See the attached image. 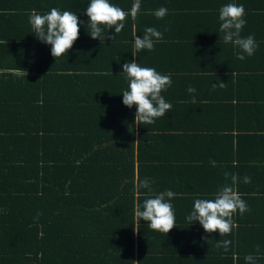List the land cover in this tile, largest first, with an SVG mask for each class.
Wrapping results in <instances>:
<instances>
[{
  "label": "trees",
  "instance_id": "trees-1",
  "mask_svg": "<svg viewBox=\"0 0 264 264\" xmlns=\"http://www.w3.org/2000/svg\"><path fill=\"white\" fill-rule=\"evenodd\" d=\"M144 1L137 18L129 16L120 33L102 26L104 35H114L100 41L89 35L84 13L90 0H0V264H247L249 254L257 257L256 264H264V163L259 155L260 161L240 168L231 165V158L218 164L223 185H232L231 175L226 178L225 173L239 177L232 186L247 205L249 187L260 194L257 204L252 201L257 214H234L236 227L230 234H209L199 222L190 224L185 218L194 199L186 192L169 201L176 217V227L169 233L154 231L143 220L134 231L135 207L143 204L148 191L137 190V177L153 182V194L165 190L180 194L183 179L179 174L174 178L180 155L173 156L172 145L179 137L197 138V133L191 137L161 125L168 121V113L151 125H137L136 106L122 103L128 85L122 65L136 57L123 43H128L132 22L148 16ZM174 1L158 0L157 5L172 13L184 33L162 40L222 52L227 61L223 69H208L215 84L226 83L225 101L209 99L207 107L180 102L177 109L207 110L205 117L217 110L225 120L235 108L241 121L254 120L250 133L227 131L222 137L210 136L209 141L254 142L257 153H264V104L259 97L243 94L250 79L258 83L264 79V36L254 37L258 47L251 57L238 60L239 49L226 44L219 31L222 6L243 5L247 25L264 16L263 4L199 0L202 4L197 5L182 0L184 5L177 10L172 9ZM134 2L110 0L125 11ZM154 2L147 0V5ZM53 7L72 11L81 21L78 39L58 58L29 24L33 10L46 14ZM245 176L250 183L243 182ZM215 193L195 198L212 199ZM217 240H230L228 251L217 248ZM196 256L199 261H193Z\"/></svg>",
  "mask_w": 264,
  "mask_h": 264
},
{
  "label": "clouds",
  "instance_id": "clouds-1",
  "mask_svg": "<svg viewBox=\"0 0 264 264\" xmlns=\"http://www.w3.org/2000/svg\"><path fill=\"white\" fill-rule=\"evenodd\" d=\"M141 0H135L130 11H125L110 0H90L85 15L88 17V28L90 37L93 40L105 39L114 34L120 33L125 27V21L130 16L135 20L139 14ZM167 15V9L159 8L154 12L157 19H162ZM245 8L243 5L228 3L219 9V20L221 21L219 31L223 33L224 42L231 43L239 49L236 54L238 60H244L245 56L251 57L258 44L253 35L247 37L241 36V31L246 24L244 19ZM81 21L72 11L61 12L53 7L46 14H38L32 11L29 17L35 36L42 42L51 46V55L58 58L66 55L68 50L73 47L74 42L79 36V25ZM112 29L114 34L111 37L104 35V27ZM167 31V29H165ZM163 33L154 27H148L144 30L142 36L134 37V48L137 52L141 50H154L156 42L162 40ZM50 71V70H49ZM122 73L128 81L127 90L122 93V103L128 108L136 106L134 123L137 125H151L157 118L164 117L172 108L169 102H166L161 95L162 91L171 86V76L159 73L153 67H142L137 62H125L122 65ZM226 83L219 82L212 85L213 88H224ZM188 93L196 92L194 87L189 86ZM192 103H195L193 96ZM215 166V161L211 162ZM231 175L232 185L239 181L235 174L225 173L227 178ZM243 182H251L249 176L243 178ZM149 178L139 180L137 177L136 188L147 189L146 198L143 204L137 203L135 207L136 223L134 231L139 230L141 220L147 222V227L161 233H169L176 227V217L173 205L169 202L177 194L172 190H165L158 194H153ZM229 184H225L215 193L214 198H196L193 203L192 211L186 216V220L192 224L199 222L205 233L218 232L221 236L230 234L236 225L233 222V215L237 211L243 215L249 211L247 203L241 198L239 192ZM142 209V210H141ZM40 213L36 219H39ZM231 244L230 240H217L216 247L228 251ZM259 252V246L256 249ZM257 257L249 254L245 257L247 264H256ZM131 264H137L132 261Z\"/></svg>",
  "mask_w": 264,
  "mask_h": 264
},
{
  "label": "crops",
  "instance_id": "crops-1",
  "mask_svg": "<svg viewBox=\"0 0 264 264\" xmlns=\"http://www.w3.org/2000/svg\"><path fill=\"white\" fill-rule=\"evenodd\" d=\"M157 1L158 0H155V5L153 3L147 5V0L143 2L148 8L144 13L148 16H146V18H140L137 23L132 22L130 38L128 37V34H126L128 37V43L125 44L124 42L123 45H125L128 51L132 50V53L136 54V57L132 58V61L137 62L142 67H153L159 73L171 76V86L162 91L161 95L166 102H169L171 105L173 104V110L170 109L171 111L169 110L168 112V121L160 124L169 127L168 130L182 134L184 133L183 135H191V137L197 133L196 140L193 138L190 141L188 137H186V139L185 137H179V141L173 142L171 149V152L174 151L175 153L173 156L180 155L179 159L175 160L176 164L179 165L176 166V175L174 174V178L178 179L179 174L180 178L183 179L181 186L184 188V191L177 195L183 196L186 192V197L195 200V196L205 197L210 191L216 190L217 192L219 188L223 186L224 175L222 169H219L218 164L221 163L224 165L226 158H231V165L239 167L246 163L252 164L260 161L258 160L259 157L257 155L260 156L261 162L264 163V153H257V148L254 142L246 143L245 141L241 142L239 140L238 144L234 141V144L231 145L230 143L223 144L220 141L221 139L214 141L213 143L209 141V139H211L210 136L213 137L214 135H217L222 137L225 136L226 133H229L227 131H230L232 135H241L242 129H246L244 133H250L249 127L252 126L254 120H252L253 122L245 121L244 119L241 121V116L236 115L238 110L235 108L233 109L234 113L232 116H230V114L228 116L225 115V120H222L224 116L222 118L220 115L218 116L217 110H210V116L207 115V117H205L204 115H206L207 110H196L195 112H192L186 111L188 109L185 108L181 110L177 109V103H192L193 96L195 97L194 105H205V107H207L206 104L208 105L209 99H214V101H216V99H222L225 101L226 89L212 87L216 82H214L212 78L209 79V77H211L209 75L211 72H209L208 69H210V67H213L215 70L217 68L223 69L224 65L227 64L224 63L227 61L222 52H220L221 54L219 55L217 53H209L206 50H201V47H195L190 44H170L172 42L169 39H173L178 34L182 33L181 24L179 25L176 23L177 20H175L171 12L167 13L162 19H157L155 16L153 17L154 12L163 7L161 6V3L157 5ZM192 1L193 2H188V4H202L199 0ZM218 1L223 2L222 0H216V2ZM240 1L243 3H262L264 6V0ZM212 4H215V0H212ZM174 5L175 6H172L174 7L172 9L181 10L184 2L182 0H175ZM125 27H127V25H125ZM148 27H154L158 31H161L163 33L162 39L169 37L168 40H160L156 42L154 50L149 51L151 52L150 56L146 54L148 50L137 52L134 48V37L142 36L144 30ZM165 29H167V31H165ZM125 30V32H127V29ZM249 35H253L254 37L264 36V16L258 17L255 24L251 23L244 26L241 31V36L246 37ZM136 58H138L137 61ZM244 62L250 64L249 60ZM256 62L259 61L256 59ZM260 67L262 66L260 65L258 68ZM254 73L255 71L252 72V74ZM254 79H250L251 82L245 84L247 90H244L243 94L245 96H252L254 99L259 97L261 103L264 104V79H262L260 83ZM189 86L194 87L196 92L193 94L188 93L187 89ZM212 105L216 106V104ZM212 108L217 107L212 106ZM254 113L257 114L256 111H254ZM212 121H217V123ZM260 125H262V123ZM230 145L234 150H230ZM223 149H225L226 153ZM230 151H232V153H230ZM230 154L232 156H230ZM212 161H215V166L212 165ZM180 169H184V172L179 171ZM249 188L250 190H247L248 192H246V195L251 199L248 202L250 210L245 213L251 211L257 214L258 211L256 207L253 206L252 201L256 203L260 194H255L258 193L255 191L251 192L252 188ZM189 198L188 200H190ZM239 215L240 217L242 216L241 214ZM198 257L199 256L192 257V259H194L193 261H199L200 257ZM186 259H189L188 256H186Z\"/></svg>",
  "mask_w": 264,
  "mask_h": 264
}]
</instances>
